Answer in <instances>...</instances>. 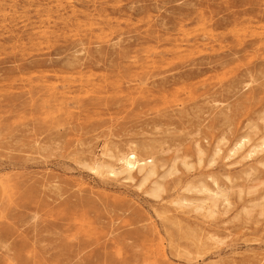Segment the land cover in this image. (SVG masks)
Instances as JSON below:
<instances>
[{"label":"rangeland","instance_id":"rangeland-1","mask_svg":"<svg viewBox=\"0 0 264 264\" xmlns=\"http://www.w3.org/2000/svg\"><path fill=\"white\" fill-rule=\"evenodd\" d=\"M263 107L264 0H0V264H264Z\"/></svg>","mask_w":264,"mask_h":264},{"label":"bare ground","instance_id":"bare-ground-1","mask_svg":"<svg viewBox=\"0 0 264 264\" xmlns=\"http://www.w3.org/2000/svg\"><path fill=\"white\" fill-rule=\"evenodd\" d=\"M263 146H264V144H263ZM241 147H242V142L239 145H237V148L234 151L240 149ZM143 148L145 150L151 151L150 156L143 158V156L142 157L140 156L139 151L136 147H131L128 152H126V150H125L126 153L125 152L124 153L119 152L120 154L116 155L117 163L119 164L118 167H116L115 165H112V164L103 165L104 163L103 164L98 163V164H96V166L93 167V169L96 171L107 172L108 174L113 175V176L124 175L125 178H127V179L133 178V173L135 171H138V173L142 176L143 181L149 180L150 178H152L153 176H155L158 173L157 172L158 165L156 164L157 155H156V152L153 150L154 148L152 146L144 145ZM256 148H259V146ZM199 152H201L200 149H199ZM161 190H162V185L160 184V182H156V186L153 190V194L158 195V193ZM201 191H208V189L206 187H202ZM212 193H213L212 196H213V199L215 202L219 198H222L225 196L222 189H220L219 187L217 189H214L212 191Z\"/></svg>","mask_w":264,"mask_h":264}]
</instances>
